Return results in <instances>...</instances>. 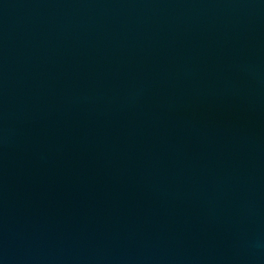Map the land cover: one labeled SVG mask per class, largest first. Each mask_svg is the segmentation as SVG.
Segmentation results:
<instances>
[{"label": "water", "instance_id": "obj_1", "mask_svg": "<svg viewBox=\"0 0 264 264\" xmlns=\"http://www.w3.org/2000/svg\"><path fill=\"white\" fill-rule=\"evenodd\" d=\"M0 264H264V0H0Z\"/></svg>", "mask_w": 264, "mask_h": 264}]
</instances>
